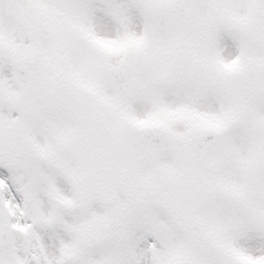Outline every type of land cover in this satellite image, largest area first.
<instances>
[{
	"label": "snow or ice",
	"instance_id": "snow-or-ice-1",
	"mask_svg": "<svg viewBox=\"0 0 264 264\" xmlns=\"http://www.w3.org/2000/svg\"><path fill=\"white\" fill-rule=\"evenodd\" d=\"M0 264H264V0H0Z\"/></svg>",
	"mask_w": 264,
	"mask_h": 264
}]
</instances>
